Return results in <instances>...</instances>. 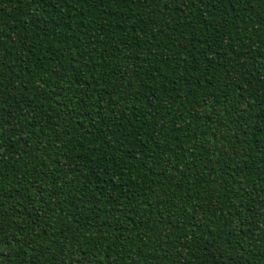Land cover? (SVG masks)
I'll return each mask as SVG.
<instances>
[{
	"label": "trees",
	"instance_id": "obj_1",
	"mask_svg": "<svg viewBox=\"0 0 264 264\" xmlns=\"http://www.w3.org/2000/svg\"><path fill=\"white\" fill-rule=\"evenodd\" d=\"M0 264H264V0H0Z\"/></svg>",
	"mask_w": 264,
	"mask_h": 264
}]
</instances>
